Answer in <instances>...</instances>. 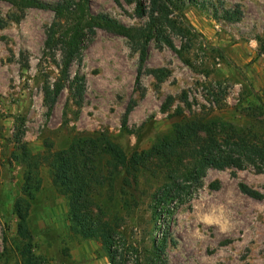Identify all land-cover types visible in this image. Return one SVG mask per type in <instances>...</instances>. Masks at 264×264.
Here are the masks:
<instances>
[{
  "label": "rangeland",
  "instance_id": "1",
  "mask_svg": "<svg viewBox=\"0 0 264 264\" xmlns=\"http://www.w3.org/2000/svg\"><path fill=\"white\" fill-rule=\"evenodd\" d=\"M136 1L90 0V8L129 28H145L149 18L137 15ZM172 1L190 35L169 29L166 35L176 48L184 46L192 66L154 36L137 78L135 44L96 29L87 34L69 80L51 106L45 90L59 75L61 50L47 58L43 52L54 14L0 2V264H20L19 248L26 243L17 235L13 213L24 173L11 157L16 138L32 152H43L48 144L61 150L73 137L105 134L131 156L168 132L180 120V110L188 118L218 117L231 124L217 131L220 140L235 133L264 146V115L251 106L254 94L264 100V0ZM175 13L170 17L176 18ZM159 69L168 72L162 81L155 77ZM81 78L79 96L75 89ZM169 96L173 103L164 112L161 106ZM100 164L79 211L88 218H82L87 228L111 236L115 264H264V197L253 199L238 187L245 184L264 196V169L249 164L208 168L200 184L185 185L178 197L184 201H176L167 216L154 201L170 173L163 162L153 157L129 175L112 172L104 159ZM40 178L27 219L38 262L112 264L100 235L90 239L75 231L45 165ZM163 232L168 237L158 247Z\"/></svg>",
  "mask_w": 264,
  "mask_h": 264
},
{
  "label": "trees",
  "instance_id": "2",
  "mask_svg": "<svg viewBox=\"0 0 264 264\" xmlns=\"http://www.w3.org/2000/svg\"><path fill=\"white\" fill-rule=\"evenodd\" d=\"M132 3L134 0H125ZM15 7L35 8L50 10L54 14L56 22L47 29L44 41V57H51L59 48L61 50V62L59 75L50 89L45 90V100L51 106L61 93L64 85L69 80V69L74 59L80 54L87 34H93L96 29L123 36L135 44L138 50L137 78L144 70L148 55V45L151 39L156 37L162 43L171 48L179 58L189 66L191 61L183 54V47L176 48L166 35V29L178 33L181 37L190 35V27L184 21L178 6L172 0H148L145 5L142 1H136V13L140 17L149 18L145 28L132 29L124 24L102 14H94L90 8V0H60L56 3H46L41 0H0ZM176 12V18L170 16ZM178 18V20H177ZM3 21L0 18V26ZM155 77L162 81L168 76L166 70H156ZM83 78L76 86L75 92L79 96L83 92ZM75 93V94H77ZM254 110L261 111L264 115V100L254 94ZM78 100L77 102H79ZM80 103V102H79ZM173 103L172 97H167L161 106L162 111H168ZM127 109L122 121L123 129H126ZM180 120L175 122L171 129L156 139L149 149L134 152L128 156L107 135H84L73 137L67 148L52 150L48 144L43 152H32L17 139V149L11 153L13 160L24 168L22 195L18 197L13 206L16 215L17 235L26 241L19 248L20 264H41L32 252L29 243L30 232L28 229V214L31 201L40 189V169L45 165L50 173V179L56 192L61 195L66 203L67 213L75 226V231H81L85 238H94L100 235L103 238L109 260L115 264L116 252L111 247V236L108 233H98L94 229L82 224V216L79 211L80 201L87 193L90 182L94 176L98 177L97 167H103L100 160L106 161L107 167L112 172L123 171L127 175L137 171L143 162L157 158L165 164L170 173L157 192L154 199L160 209V213L171 216L177 203H182L185 198H178L185 192L188 183L200 184L208 168L224 169L235 167L242 169L249 164L257 171L264 169V146L246 141L240 134L235 133L218 137V130L231 125L221 118H206L205 116L185 117L177 111ZM222 130V129H221ZM99 162V166L95 164ZM120 168V170H119ZM239 190L253 199H263V194L239 184ZM187 194V192L185 193ZM168 237V232H163L160 244L162 247ZM110 241V242H109Z\"/></svg>",
  "mask_w": 264,
  "mask_h": 264
},
{
  "label": "built area",
  "instance_id": "3",
  "mask_svg": "<svg viewBox=\"0 0 264 264\" xmlns=\"http://www.w3.org/2000/svg\"><path fill=\"white\" fill-rule=\"evenodd\" d=\"M157 236H159V235H157Z\"/></svg>",
  "mask_w": 264,
  "mask_h": 264
}]
</instances>
